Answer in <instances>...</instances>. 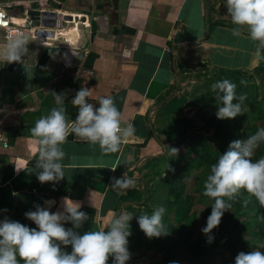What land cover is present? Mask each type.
I'll return each instance as SVG.
<instances>
[{"label":"crops","instance_id":"0c3cea01","mask_svg":"<svg viewBox=\"0 0 264 264\" xmlns=\"http://www.w3.org/2000/svg\"><path fill=\"white\" fill-rule=\"evenodd\" d=\"M0 8L29 38L23 62L0 60V126L10 142L9 149H0V210L7 209L0 219L29 227L36 225L26 211L46 207V200L55 201L52 211L63 210L66 196L89 215L81 233L107 228L109 210L123 208L135 219L145 210L170 148L190 124L184 78L209 68H251L260 56L247 28L233 35L224 0H0ZM31 9L74 20L63 21L55 38L32 36ZM4 43L0 39V52ZM81 87L91 89L94 104L113 96L122 123L132 124L135 134L111 154L69 136L63 145L65 178L54 187L41 184L35 174L39 146L30 129L55 106L52 92L67 93L66 114L75 119L77 107L70 101ZM125 172L136 186L114 191L112 178ZM128 264L144 263L135 258Z\"/></svg>","mask_w":264,"mask_h":264},{"label":"clouds","instance_id":"9594fccd","mask_svg":"<svg viewBox=\"0 0 264 264\" xmlns=\"http://www.w3.org/2000/svg\"><path fill=\"white\" fill-rule=\"evenodd\" d=\"M227 15L231 17L233 35H239L247 28L248 34L257 43V54L264 48V0H224ZM29 38L19 31L9 33L5 38L0 60L23 62L28 54ZM26 70L28 68L25 66ZM241 83H244L241 81ZM216 98L218 119H234L246 110L245 96L238 94L237 84L228 78L211 84ZM55 106L48 114L35 121L30 129L39 146V158L35 164V174L41 184L63 180L66 176L63 145L69 136H74L93 144H98L103 154L121 152L122 141L135 134L132 124L124 125L123 113L111 95L101 96L97 104L90 102L91 89L81 87L71 99L77 107L75 119L66 114L67 93L52 92ZM264 144V127L244 139L230 143L228 149L220 153L210 172L203 181V195L212 198L211 212L206 224L201 228L208 243L214 240L213 230L220 223L224 213L232 208L242 190L254 196L264 207V156L253 159L256 150ZM177 154L179 149L171 147ZM115 170V169H113ZM136 180L127 172L113 177L110 187L117 192L136 186ZM63 210L52 211L54 200H46L45 206L35 205L34 210L24 213L36 227H29L5 216L0 219V264H128L131 259L129 237L130 221L134 214L121 208L113 214L107 228H95L81 233L89 215L82 210L79 201L64 197ZM246 205L248 200H243ZM7 212V209L0 210ZM163 205L155 206L149 212L136 216L140 229L149 238L167 234ZM70 224L71 226H66ZM64 246H70L68 251ZM170 264H178L173 261ZM234 264H264V242L255 249L239 252Z\"/></svg>","mask_w":264,"mask_h":264},{"label":"rangeland","instance_id":"374dc122","mask_svg":"<svg viewBox=\"0 0 264 264\" xmlns=\"http://www.w3.org/2000/svg\"><path fill=\"white\" fill-rule=\"evenodd\" d=\"M223 78L235 82L237 93L245 96L246 110L234 119L221 120L215 115L216 98L211 84ZM184 83L190 124L175 145L178 153H172L163 161L156 183L162 184L169 178L176 186L172 187L173 193L160 184L155 195L156 199L157 196L163 199L170 193L173 195L170 211L164 215L167 234L149 238L140 227L132 231L130 226L131 259H141L144 264H170L173 261L178 264H232L239 252L250 251L264 242V207L242 190L232 201V208L224 213L220 225L213 230V242L208 243L201 228L206 224L213 200L203 195V181L211 165L232 141L244 139L264 127V48L260 49V56L251 68H209L194 72L184 78ZM261 156H264V144L256 150L253 159ZM159 190L162 191L158 195ZM245 199L248 200L246 205ZM151 205L152 202L147 208L155 207ZM202 242L206 243L211 255L194 260L192 257L203 250Z\"/></svg>","mask_w":264,"mask_h":264},{"label":"water","instance_id":"95a60500","mask_svg":"<svg viewBox=\"0 0 264 264\" xmlns=\"http://www.w3.org/2000/svg\"><path fill=\"white\" fill-rule=\"evenodd\" d=\"M27 16L33 21L34 26L37 27L35 35L38 37H48L55 38L56 32L55 28H60L63 24V21H72L74 20L70 16L62 17L61 15L57 16L56 13L48 10H39L31 9L27 12ZM41 27L45 29H41Z\"/></svg>","mask_w":264,"mask_h":264},{"label":"trees","instance_id":"16d2710c","mask_svg":"<svg viewBox=\"0 0 264 264\" xmlns=\"http://www.w3.org/2000/svg\"><path fill=\"white\" fill-rule=\"evenodd\" d=\"M172 162H173V161H172ZM169 180H170L169 178H166V179H164V181L162 182V184L159 182V183L156 185V187L154 188L153 193H151V196H150V197L147 196L148 203H147V205L145 206V208H146L145 210H146V211L144 210L143 212H149V213H150V211L153 210V208L151 209V207L147 208V207L149 206V203L152 202V205H153V206H158V205H163V206H165L166 209H167V212L169 213V211H170V207H171L172 204H173V201H172V197H173V195H172V193L168 194L167 198H163V199H159L158 196H157V199H156V197H155V195L157 194V189L159 188V185H160V184H161V187H164L163 185H165L166 189H167L169 192H170V190L173 192V188H172V187H176V186H174V185L172 184V182H170ZM162 190H164V189H162ZM162 190H159V191H158V195L160 194V192H161ZM173 193H174V192H173ZM160 196H161V195H160ZM152 205H151V206H152ZM143 212H142V213H143ZM140 214H141V213H140ZM164 221H165V219H164ZM258 224H259V222H258ZM130 226H131V228H132V229H131L132 231H134L135 228H138V227H139L136 218L130 221ZM136 230H137V229H136ZM144 236L147 237V236L145 235V233H144ZM162 236H163V235H162ZM204 243H205V242H204ZM204 243L202 242V244H203V250L197 252V254L194 255V257H192L194 260H195V258H198L199 256L202 257V256H205V255H211V253H209L208 249L206 248V247H207V246H206V243H205V245H204ZM143 246H145V245H143ZM205 246H206V247H205ZM232 264H234V263H232Z\"/></svg>","mask_w":264,"mask_h":264},{"label":"built area","instance_id":"2783aa9c","mask_svg":"<svg viewBox=\"0 0 264 264\" xmlns=\"http://www.w3.org/2000/svg\"><path fill=\"white\" fill-rule=\"evenodd\" d=\"M29 24L31 26L29 33L32 36H35V31L37 27L34 26V23L31 20ZM25 27H27V25ZM42 28L43 27H41V29ZM56 29L57 28L54 29L55 32ZM13 31H19L23 34V31H21V29H19V27L13 22V18H11L5 10L0 8V37H1L0 39L5 41L6 36ZM9 148H10V142H9V136L7 130L4 127L0 126V149H9Z\"/></svg>","mask_w":264,"mask_h":264}]
</instances>
